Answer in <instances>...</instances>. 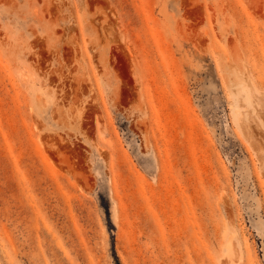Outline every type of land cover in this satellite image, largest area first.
<instances>
[{"label": "rangeland", "instance_id": "rangeland-1", "mask_svg": "<svg viewBox=\"0 0 264 264\" xmlns=\"http://www.w3.org/2000/svg\"><path fill=\"white\" fill-rule=\"evenodd\" d=\"M0 264H264V0H0Z\"/></svg>", "mask_w": 264, "mask_h": 264}]
</instances>
